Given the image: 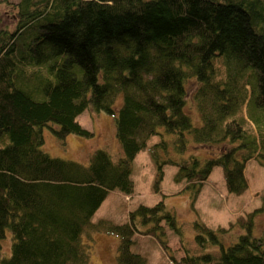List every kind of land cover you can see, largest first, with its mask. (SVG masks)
Listing matches in <instances>:
<instances>
[{
	"label": "trees",
	"instance_id": "1",
	"mask_svg": "<svg viewBox=\"0 0 264 264\" xmlns=\"http://www.w3.org/2000/svg\"><path fill=\"white\" fill-rule=\"evenodd\" d=\"M15 8V25L0 24V264H89L88 229L117 236V264H147L132 249L139 224L151 223L148 233L161 222L182 230L163 199L140 204L124 222L91 218L110 191L132 194V162L152 135L162 136L159 125L175 134L177 153L189 138L220 148L202 160L175 159L162 156L167 141L160 139L149 150L156 191L166 164L176 168L174 181L185 180L192 202L216 166L228 192L247 188L246 161L264 159V131L248 116L250 103L264 112V0H17ZM216 59L225 78L214 83ZM42 71L43 97L34 99L18 82ZM190 76L201 83L199 125L184 112ZM88 106L113 115L121 154L97 148L82 164L41 149L43 126L63 142L70 133L90 136L77 120ZM263 211L264 198L227 227L194 219L199 253L171 261L264 264V226L256 225Z\"/></svg>",
	"mask_w": 264,
	"mask_h": 264
},
{
	"label": "rangeland",
	"instance_id": "2",
	"mask_svg": "<svg viewBox=\"0 0 264 264\" xmlns=\"http://www.w3.org/2000/svg\"><path fill=\"white\" fill-rule=\"evenodd\" d=\"M16 2L17 0H0V24L2 26L12 28L15 25L18 18L15 8ZM221 61V59H216L214 62L215 70L212 77L214 83L225 78V66ZM232 64L230 65L233 66ZM35 66L38 65L35 64ZM39 66L42 65L39 64ZM231 66L230 68H232ZM29 71H31L30 68ZM45 75L44 71L41 74L31 75L30 80H21L18 85L22 90L29 91L32 98L41 99L43 97L41 84ZM226 78L228 81H233L232 69L231 75L228 74ZM200 84L194 76H190L184 81L186 88L184 112L190 116L193 125L201 124L195 97V92ZM121 102L122 94L118 92L113 105L117 108ZM201 102L206 101L202 100ZM248 109L250 110L248 116L255 122L258 120L264 131V112L258 111L257 105L254 103H250ZM77 120L84 128L92 132L90 136L70 133L63 142V140L55 137L48 126H43L41 149L53 157L71 159L82 164L88 163L89 154L97 148H103L113 156L121 154L122 151L115 136L112 114L88 106L77 117ZM159 126L156 129L162 136L152 135L147 141L145 149L140 150L132 162L131 177L134 184L132 194L125 195L117 190L110 191L94 212L91 221L106 219L111 223L124 222L128 219L130 210L135 209L140 204L152 206L159 199H163L165 208L174 213L181 225V234L175 233L164 222H161V225L155 229L157 230L156 233L146 231L151 228V223L139 224L137 227L140 231L134 237L136 241L132 245V249L140 251L147 264H174L170 259L171 256L178 258L184 253L193 254L200 251L193 239L192 221L194 219L202 220L210 228L227 227L230 223L235 222L240 214L251 211L262 204L264 198V159L253 157L246 161L244 176L247 188L241 193L226 190L222 170L216 166L210 172L209 178L204 181L196 200L192 202L189 192L184 189L185 180L174 181L173 175L176 168L171 164H166L163 167V178L156 191L154 180L157 167L149 150L160 139L167 141L166 152L163 149L160 150L162 156L167 155L175 159L194 154L202 160L216 155L220 148V145L195 144L188 137L189 143L185 152L183 154L177 153L172 147L175 134L167 132L164 127ZM252 126L256 128L254 124ZM254 130L256 132V129ZM137 223L139 222L137 221ZM256 225L258 229L264 226V211L256 215ZM236 228H238L237 225L233 227V229ZM82 241L87 243L89 247V264H117L118 238L115 234L88 229L83 232ZM1 243L4 254L9 253V240L5 238ZM204 251L207 250L204 249Z\"/></svg>",
	"mask_w": 264,
	"mask_h": 264
}]
</instances>
